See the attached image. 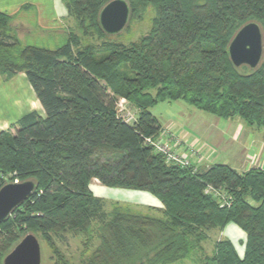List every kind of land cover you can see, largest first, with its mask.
<instances>
[{"label": "trees", "instance_id": "16d2710c", "mask_svg": "<svg viewBox=\"0 0 264 264\" xmlns=\"http://www.w3.org/2000/svg\"><path fill=\"white\" fill-rule=\"evenodd\" d=\"M109 1L63 3L77 33L90 36L106 35L99 14ZM127 1L131 18L137 5L141 14L155 8L148 34L77 55L72 41L56 49L21 47L12 17L0 11V74L10 80L25 73L45 111L24 115L14 132L0 130V189L37 183L0 223V264L28 233L49 245L54 264H172L204 251L209 233L229 223L246 234L244 257L223 239L203 264H264V169L239 172L213 163L195 170L167 163L145 144L162 130L151 108L166 101L264 130V59L257 70L242 72L228 53L244 24L264 27V0ZM118 97L137 110L135 123L118 115ZM92 180L149 192L163 204L162 214L122 206L108 211L90 190ZM209 185L230 204L208 194ZM68 235L83 247L78 262L58 243Z\"/></svg>", "mask_w": 264, "mask_h": 264}, {"label": "rangeland", "instance_id": "374dc122", "mask_svg": "<svg viewBox=\"0 0 264 264\" xmlns=\"http://www.w3.org/2000/svg\"><path fill=\"white\" fill-rule=\"evenodd\" d=\"M141 8V5L136 6L135 15L132 16L131 21L129 22L125 30L117 36H106L102 32L100 33L97 31H92L90 36L83 35L82 33H77V28L75 26L74 31L78 34L77 36H71L69 33L68 35L61 36L60 38L58 36V42H48V39L50 37L49 34L34 33L30 41L31 44L46 46L49 48H60L69 41H72L74 42V55H77L81 50V52L84 51L88 53V51H86L88 50L87 47H100L103 43L115 42L119 44L130 45L131 43L139 41L142 37L148 34L150 29L152 28V23L156 16V10L152 6H148L144 14H141ZM260 24L264 31L263 24ZM18 40L21 44V47H25V42H21L19 38ZM99 53L100 52L97 53L98 56L101 55ZM240 70L242 72H247L250 69L248 67H241ZM124 74H127V72L124 71ZM12 81L14 82L11 86L9 85V89L14 92V98L16 100L18 99L21 103H14V108L11 104H5V110L10 109L9 111H11V113L15 112L16 106L18 105H21V108L26 107L24 106L26 95H24V90L19 88V80L17 78H14ZM122 100H124L125 103H122ZM122 107L126 108L134 115L137 114V110L126 99L118 97L117 108L118 115L120 117H122L123 115V113L120 112V109ZM151 113L160 121V124L164 129L167 130L168 128H170L171 133H177L179 136H181L180 138L185 139L186 143L184 145L187 146H184V148H180L181 150H188L193 142L197 141L200 146L206 144L207 148H210V150L212 151L211 154H216L214 159H212V162H214V164H226L239 172H243L244 168H248L247 170H249L250 168L257 166L264 169V130L256 129L254 127H246V129H243L241 131L240 129L242 127H245L243 123H241L243 126L240 124L238 128L236 123L230 124V122H226L227 120H218L215 118V122L220 121V127L217 128L215 125H213V128H211L210 124L204 125L201 130L205 131L206 133L208 131L207 135L210 136L209 139H205V136L202 135L203 133H199L197 131L190 132L189 128L190 126H194L195 128V124L198 123V118L202 115L207 114H204L203 112L193 108L184 101L160 102L155 107L151 108ZM223 125L232 127L228 130H222L221 127ZM1 128L3 129V127ZM171 128H175L174 131H172ZM187 134L189 135L188 137ZM194 147H197V145H195ZM179 150H177V152ZM209 167L210 166H206L203 169H207ZM132 210L139 211L144 214L156 215L155 212L151 210H136L133 208ZM212 234L217 235V232H212ZM38 238L42 245V264H54L55 258L52 255V251L49 245L41 238L40 235H38ZM213 238L214 236L211 235L210 232V239L201 244L203 245L204 251H199V255H196L197 258L193 257L191 259L181 260L174 264H197L195 260H198V258L205 256V254L211 256L215 247L214 243H216V239L213 243ZM58 243L69 258H72L73 261L78 262L79 257L83 251V247L79 239L68 235L64 241H58ZM201 245L199 248H201Z\"/></svg>", "mask_w": 264, "mask_h": 264}, {"label": "crops", "instance_id": "0c3cea01", "mask_svg": "<svg viewBox=\"0 0 264 264\" xmlns=\"http://www.w3.org/2000/svg\"><path fill=\"white\" fill-rule=\"evenodd\" d=\"M0 11L12 17L13 33L17 35L16 37L19 38L21 42H25V46H38L31 44L30 41L34 33L49 34L50 37L48 42H58V36L60 38L61 36H66L71 32H75L74 29L75 26H77L75 20L69 16L63 0H0ZM38 47L47 49L58 48H49L46 46ZM14 78L19 80V88L24 90V95H26L24 106L26 107L21 108V105H18L16 106L17 111L15 110V112L11 113V111H9L10 109L5 110V104H11L14 108V103H21L18 99L16 100L14 98V92L9 89V85H12L14 82L12 80ZM34 111L39 113L41 116L45 115L44 108L39 101L33 87L29 83L26 74L22 72L18 73L10 80H5L0 75V130L15 131V129L18 128V121L24 115ZM203 113L207 115L200 116L198 118V123L195 124V128L194 126H190L189 129L190 132L197 131L199 133H203L202 135L205 136V139H209L210 136L207 135L208 131L206 133L201 129L206 124H210L211 128H213V125H215L217 128L220 127V121L215 122L214 120L215 118L221 120V118L215 116L213 117V115L205 112ZM226 122H230V124L236 123L238 128L240 124L243 123V121L240 119L227 120ZM1 127H3V129ZM231 127L232 126L227 127V125H223L221 128L222 130H228ZM246 127L247 125L242 127L240 130L242 131L243 129H246ZM171 129L174 131L175 128ZM174 134L179 136L177 133ZM187 136L189 135L187 134ZM184 146L181 148H184ZM200 151L201 153L198 157L201 163H214L212 162V159H214L216 154H211L212 151L210 148H207L206 144L200 147ZM198 157L195 159H198ZM247 169L248 168H244L243 172L247 171ZM90 190L95 197L103 199L106 202L108 211L112 210L114 206H122L130 207L131 209L133 208L136 210H151L155 212L156 215L162 214L163 204L157 197L149 192L107 187L103 186L98 180L91 181ZM212 232H217V235L212 234ZM211 235L214 236L213 243L215 242V239L216 243L220 240L228 239L233 244L239 257H244L246 234L236 224L229 223L222 231H211ZM216 243H214V245ZM196 255L198 256L199 254L195 253L192 257L185 259H191L193 257L197 258ZM205 256H208V254H205ZM202 258L203 257L198 258V260H195V262L197 264H203Z\"/></svg>", "mask_w": 264, "mask_h": 264}, {"label": "water", "instance_id": "95a60500", "mask_svg": "<svg viewBox=\"0 0 264 264\" xmlns=\"http://www.w3.org/2000/svg\"><path fill=\"white\" fill-rule=\"evenodd\" d=\"M131 20V7L127 0H111L99 14L102 30L108 36L122 33ZM230 61L236 68L257 70L264 59V32L256 21L244 24L233 36L228 46ZM37 189L34 180L7 183L0 189V223L24 204ZM42 245L37 236L28 233L5 256L3 264H42Z\"/></svg>", "mask_w": 264, "mask_h": 264}, {"label": "built area", "instance_id": "2783aa9c", "mask_svg": "<svg viewBox=\"0 0 264 264\" xmlns=\"http://www.w3.org/2000/svg\"><path fill=\"white\" fill-rule=\"evenodd\" d=\"M122 103H125L124 100H122ZM120 112L123 113L121 118L125 122L129 124H133L136 122L137 120L136 115L132 114L126 108L122 107L120 109ZM169 130L170 128H168L167 130L162 128L157 138L155 137L145 138V144L153 147L155 152L162 154L165 157L167 163H171L181 167H188V168L194 166L195 170L198 169V167L205 165L204 163H201L199 161V157H198L199 154L201 153L200 147L202 145L200 146L199 143L194 141L188 150L186 151L181 150L180 148L183 147L184 144L186 143L185 139L180 138L181 136L179 137L175 134H172ZM195 145H197V147H194ZM177 150L179 151L177 152ZM196 157H198V159H195ZM206 192L218 199H221L222 205L230 204V200L227 197H225L222 193H220L218 190L214 189L212 186L209 185L206 189Z\"/></svg>", "mask_w": 264, "mask_h": 264}]
</instances>
